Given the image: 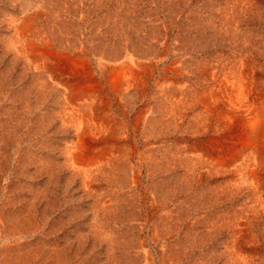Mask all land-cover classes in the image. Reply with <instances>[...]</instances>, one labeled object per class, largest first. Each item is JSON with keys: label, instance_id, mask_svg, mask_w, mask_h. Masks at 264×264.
Instances as JSON below:
<instances>
[{"label": "rangeland", "instance_id": "obj_1", "mask_svg": "<svg viewBox=\"0 0 264 264\" xmlns=\"http://www.w3.org/2000/svg\"><path fill=\"white\" fill-rule=\"evenodd\" d=\"M0 264H264V0H0Z\"/></svg>", "mask_w": 264, "mask_h": 264}, {"label": "bare ground", "instance_id": "obj_2", "mask_svg": "<svg viewBox=\"0 0 264 264\" xmlns=\"http://www.w3.org/2000/svg\"><path fill=\"white\" fill-rule=\"evenodd\" d=\"M70 68V67H69ZM86 142V141H85Z\"/></svg>", "mask_w": 264, "mask_h": 264}]
</instances>
